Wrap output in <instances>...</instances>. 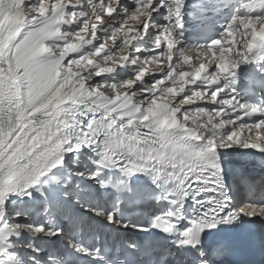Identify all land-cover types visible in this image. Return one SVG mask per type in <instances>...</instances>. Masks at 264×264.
Returning <instances> with one entry per match:
<instances>
[{"label": "snow or ice", "instance_id": "1", "mask_svg": "<svg viewBox=\"0 0 264 264\" xmlns=\"http://www.w3.org/2000/svg\"><path fill=\"white\" fill-rule=\"evenodd\" d=\"M264 0H0V264H264Z\"/></svg>", "mask_w": 264, "mask_h": 264}, {"label": "bare ground", "instance_id": "2", "mask_svg": "<svg viewBox=\"0 0 264 264\" xmlns=\"http://www.w3.org/2000/svg\"><path fill=\"white\" fill-rule=\"evenodd\" d=\"M253 171H256V170H253Z\"/></svg>", "mask_w": 264, "mask_h": 264}]
</instances>
